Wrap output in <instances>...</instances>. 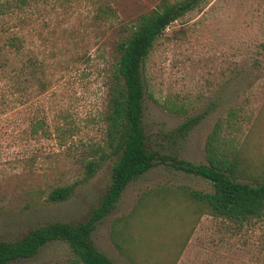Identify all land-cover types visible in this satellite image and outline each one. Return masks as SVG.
<instances>
[{"label":"rangeland","instance_id":"1","mask_svg":"<svg viewBox=\"0 0 264 264\" xmlns=\"http://www.w3.org/2000/svg\"><path fill=\"white\" fill-rule=\"evenodd\" d=\"M159 1L28 0L24 11L0 17V39L20 32L27 54L43 61L46 83L28 82L25 101L2 106L0 240L54 221L77 223L100 203L111 182L109 160L71 199L53 202L48 194L84 178V159L105 143L116 43ZM108 4L116 13L105 17L100 7ZM263 43L264 0H204L175 20L145 65L150 147L204 163L207 139L221 121L242 158L244 179L254 181L264 169ZM199 114L203 119L186 136L170 133ZM38 120L45 129L33 133ZM213 189L208 179L159 163L127 186L94 231L95 243L118 264H264V216L234 222L190 195ZM128 215L127 230L115 228ZM72 255L67 243L54 241L10 264H66Z\"/></svg>","mask_w":264,"mask_h":264},{"label":"trees","instance_id":"2","mask_svg":"<svg viewBox=\"0 0 264 264\" xmlns=\"http://www.w3.org/2000/svg\"><path fill=\"white\" fill-rule=\"evenodd\" d=\"M203 1L160 0L153 10L140 14L116 43L117 73L110 88L105 115V143L94 149L93 158L84 159V178L54 187L48 194V200L63 202L71 199L78 185L92 178L108 160L113 162L109 186L100 203L82 221H54L29 230L19 239L0 240V264L32 258L43 246L54 241H63L72 250L73 255L66 264H118L98 248L93 233L99 223L117 208L127 186L159 163L208 179L213 191H191L190 195L203 203L212 214L238 223L264 216V169L254 181L244 179L242 158L224 135L221 121L216 123L207 139L204 163L162 153L149 145L144 126V100L149 87L145 73L147 58L165 30ZM27 3L28 0H0V17L14 11H24ZM100 11L105 17L116 13L109 4L102 5ZM20 21H24L22 15ZM262 45L264 47V43ZM43 67L44 63L38 56L27 54V44L20 32L0 39V83H3L0 86V113L2 106L27 99L28 82L36 83L37 87L46 85L40 75ZM165 106L174 112L186 111L183 105ZM203 117L204 114L192 116L170 133L184 137ZM44 127L43 121L38 120L32 125V132L44 131ZM132 218L128 215L116 220L115 228L122 225L127 230ZM122 239L126 243L127 239Z\"/></svg>","mask_w":264,"mask_h":264}]
</instances>
